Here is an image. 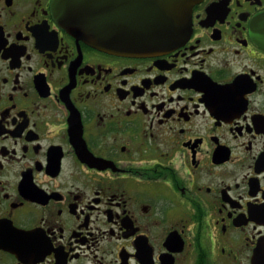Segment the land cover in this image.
<instances>
[{"label": "flooded vegetation", "instance_id": "1", "mask_svg": "<svg viewBox=\"0 0 264 264\" xmlns=\"http://www.w3.org/2000/svg\"><path fill=\"white\" fill-rule=\"evenodd\" d=\"M58 2L0 0V264H252L264 0H200L141 54L91 45Z\"/></svg>", "mask_w": 264, "mask_h": 264}, {"label": "water", "instance_id": "2", "mask_svg": "<svg viewBox=\"0 0 264 264\" xmlns=\"http://www.w3.org/2000/svg\"><path fill=\"white\" fill-rule=\"evenodd\" d=\"M68 20L82 26L91 45L129 54L162 51L187 37L191 10L200 0H58ZM264 41V15L255 22ZM264 244L252 264H264Z\"/></svg>", "mask_w": 264, "mask_h": 264}]
</instances>
